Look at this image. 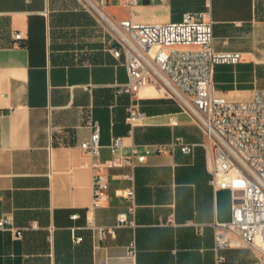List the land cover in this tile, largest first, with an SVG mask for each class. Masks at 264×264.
Masks as SVG:
<instances>
[{"label": "crops", "instance_id": "0c3cea01", "mask_svg": "<svg viewBox=\"0 0 264 264\" xmlns=\"http://www.w3.org/2000/svg\"><path fill=\"white\" fill-rule=\"evenodd\" d=\"M209 5L215 50L242 54L238 64L216 67L215 88L229 100H250L264 89V0ZM207 9L206 0H149L131 10L116 0L104 5L111 20L143 23ZM113 43L81 0H0V219L22 232L0 229V264H264L253 248L215 249L217 226L232 220L233 195L211 184L205 134L159 88L119 93L128 73L110 52ZM131 104L145 115L134 128L126 121ZM90 117L101 126L100 160L112 157L116 137L125 155L168 145L137 164L133 180L121 177L129 167L111 169L108 199L92 213V159L81 149ZM176 138L192 152L171 146ZM131 186L134 213L116 194ZM120 213L130 223L115 236L100 240L88 226V218L115 226Z\"/></svg>", "mask_w": 264, "mask_h": 264}, {"label": "built area", "instance_id": "2783aa9c", "mask_svg": "<svg viewBox=\"0 0 264 264\" xmlns=\"http://www.w3.org/2000/svg\"><path fill=\"white\" fill-rule=\"evenodd\" d=\"M81 1L103 20L114 42L109 50L127 69L128 81L120 84L119 93L136 96L141 90L159 88L203 130L202 146L211 184L215 189H229L233 195L232 220L217 226L215 249L249 247L264 254L258 245V241H264V89L256 90L246 101H232L217 92L216 67L236 65L242 54L215 50L210 0H206L205 11L186 12L180 21L160 23L137 22L132 18L114 21L104 12L109 0ZM116 1L131 10L149 0ZM15 39H23L21 32L15 34ZM127 111L126 121L131 128L144 122L145 115L137 104H131ZM86 125L90 135L81 143V149L92 159L93 198L87 210L92 213L108 199L111 169L129 167L131 172L121 177L133 180L137 164L153 153H166L168 145H146L142 151L133 147L125 155L123 138L116 137L108 146L112 157L100 160L101 126L92 117ZM171 146L186 154L193 150L181 138H176ZM116 194L131 202L129 210L134 213V187L120 188ZM87 221L100 240L115 236L118 227L130 223L126 213H120L112 227L97 226L90 218ZM0 229L14 230L4 219H0ZM14 232L17 236L22 234L20 230ZM219 260L224 258L220 256Z\"/></svg>", "mask_w": 264, "mask_h": 264}, {"label": "bare ground", "instance_id": "6f19581e", "mask_svg": "<svg viewBox=\"0 0 264 264\" xmlns=\"http://www.w3.org/2000/svg\"><path fill=\"white\" fill-rule=\"evenodd\" d=\"M258 245L264 250V241H258Z\"/></svg>", "mask_w": 264, "mask_h": 264}]
</instances>
